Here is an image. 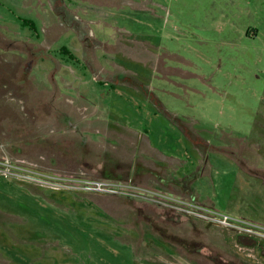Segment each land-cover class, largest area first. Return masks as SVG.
<instances>
[{"label":"rangeland","instance_id":"374dc122","mask_svg":"<svg viewBox=\"0 0 264 264\" xmlns=\"http://www.w3.org/2000/svg\"><path fill=\"white\" fill-rule=\"evenodd\" d=\"M0 159L264 224V0H0ZM263 249L143 199L0 174V264H264Z\"/></svg>","mask_w":264,"mask_h":264},{"label":"built area","instance_id":"2783aa9c","mask_svg":"<svg viewBox=\"0 0 264 264\" xmlns=\"http://www.w3.org/2000/svg\"><path fill=\"white\" fill-rule=\"evenodd\" d=\"M0 174L7 178L34 184L143 199L171 211H179L190 217L213 223L239 234L249 235L256 240L259 239L264 242V224L260 222L237 217L193 199H184L178 195L144 187L132 182L126 183L110 179L48 174L30 165L6 159H0Z\"/></svg>","mask_w":264,"mask_h":264},{"label":"crops","instance_id":"0c3cea01","mask_svg":"<svg viewBox=\"0 0 264 264\" xmlns=\"http://www.w3.org/2000/svg\"><path fill=\"white\" fill-rule=\"evenodd\" d=\"M166 184H164V186H165ZM178 186V185H177ZM178 191H181V192H183V193H187L188 195H192L191 193L192 192H190V190H186V189H184V188H180V187H177L176 188V192H178ZM193 196V195H192ZM194 197V196H193ZM209 202H211L210 200H208ZM204 202V201H203ZM212 203V202H211ZM230 213V212H229ZM264 250V249H263Z\"/></svg>","mask_w":264,"mask_h":264}]
</instances>
